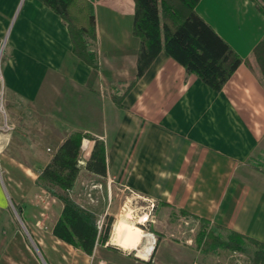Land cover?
I'll list each match as a JSON object with an SVG mask.
<instances>
[{
    "label": "crops",
    "instance_id": "obj_1",
    "mask_svg": "<svg viewBox=\"0 0 264 264\" xmlns=\"http://www.w3.org/2000/svg\"><path fill=\"white\" fill-rule=\"evenodd\" d=\"M87 1L95 16L96 42L89 46L99 64L95 78L49 8L0 0L12 127L0 133L8 264H234L235 251L214 239L237 233L264 245V84L244 62L264 39V17L249 0H199L197 15L243 61L215 92L164 52L136 80L134 55L107 54L139 47L133 1ZM75 132L105 149L106 176L81 171L71 191L98 220H112L109 239L91 255L53 235L62 203L38 180ZM92 144L82 141L84 159ZM120 219L140 230L135 248L112 243ZM199 220L216 233L199 241Z\"/></svg>",
    "mask_w": 264,
    "mask_h": 264
},
{
    "label": "trees",
    "instance_id": "obj_2",
    "mask_svg": "<svg viewBox=\"0 0 264 264\" xmlns=\"http://www.w3.org/2000/svg\"><path fill=\"white\" fill-rule=\"evenodd\" d=\"M55 13L68 31L72 53L91 68V78L99 72L96 53L90 49L96 42L94 8L87 0H37ZM134 16L132 34L139 39V47L132 51H111V56L134 55L136 75L139 79L157 56L164 52L182 66L187 74L197 76L201 82L219 92L242 59L201 19L195 8L199 0H132ZM264 17V0H249ZM264 84V39L253 49L249 61L245 60ZM3 63V55L1 57ZM133 84V83H132ZM119 104V100L117 101ZM93 142L90 154L82 165V141ZM83 171L89 176L105 177V149L101 141L75 132L58 147L50 162L41 170L38 180L45 189L62 203V211L53 228L60 241L91 255L96 244L107 242L112 220L106 218L100 230L97 217L80 207L71 197V191ZM206 227L207 222L199 220ZM213 235V232L211 233ZM204 239V232L197 234ZM217 240L219 247L241 251L247 243L254 249L253 262L262 264L264 245L230 233L225 241Z\"/></svg>",
    "mask_w": 264,
    "mask_h": 264
},
{
    "label": "rangeland",
    "instance_id": "obj_3",
    "mask_svg": "<svg viewBox=\"0 0 264 264\" xmlns=\"http://www.w3.org/2000/svg\"><path fill=\"white\" fill-rule=\"evenodd\" d=\"M2 45H0L1 47ZM2 67V65H1ZM6 105V104H5ZM6 108V106H5ZM7 110V109H6ZM83 147V146H82ZM87 153V148H84V150H82V154H81V161L79 162V165H82V162L84 161V157ZM10 218H12L13 220L16 219L18 217L17 214L15 213H11L10 215ZM16 217V218H15ZM19 218V217H18ZM198 223V232H204V236L206 235H211V233L213 232V235L216 233L215 230H213L212 227H209V225H205L206 227H203V223L197 221ZM8 227H1L0 226V264H8V259H9V253H5L4 250L2 249V247H7V245H9V241L7 240V238L10 236L9 232H8ZM189 229V227H188ZM215 231V232H214ZM195 235V233H194ZM239 253L242 254V256L245 258V259H249L251 261H253V254H254V249L252 247H249L247 245V243H245L243 246H242V250L241 251H238Z\"/></svg>",
    "mask_w": 264,
    "mask_h": 264
},
{
    "label": "bare ground",
    "instance_id": "obj_4",
    "mask_svg": "<svg viewBox=\"0 0 264 264\" xmlns=\"http://www.w3.org/2000/svg\"><path fill=\"white\" fill-rule=\"evenodd\" d=\"M139 240V229L134 227L132 224H129L125 219H120L117 221L113 229L112 243L117 245V247L119 246L126 249L132 248L134 246L136 247V244L139 242Z\"/></svg>",
    "mask_w": 264,
    "mask_h": 264
},
{
    "label": "built area",
    "instance_id": "obj_5",
    "mask_svg": "<svg viewBox=\"0 0 264 264\" xmlns=\"http://www.w3.org/2000/svg\"><path fill=\"white\" fill-rule=\"evenodd\" d=\"M4 45L0 47V133H7L9 132L12 127L9 124L8 114L5 108V98H4V87H3V80L1 74V57L3 55ZM85 147H82L81 150H84ZM103 225V220L97 221V228L98 230L101 229ZM232 259L234 260V264H255L253 261L249 259H245L241 253L235 251L232 253Z\"/></svg>",
    "mask_w": 264,
    "mask_h": 264
}]
</instances>
